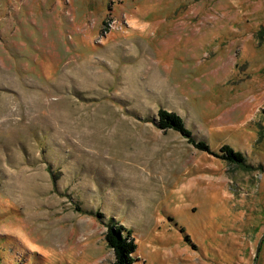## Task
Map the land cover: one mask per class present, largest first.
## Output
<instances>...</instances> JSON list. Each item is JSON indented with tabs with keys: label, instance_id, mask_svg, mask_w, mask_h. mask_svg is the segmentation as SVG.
<instances>
[{
	"label": "rangeland",
	"instance_id": "374dc122",
	"mask_svg": "<svg viewBox=\"0 0 264 264\" xmlns=\"http://www.w3.org/2000/svg\"><path fill=\"white\" fill-rule=\"evenodd\" d=\"M264 0H0V264H264ZM163 109L238 169L156 126Z\"/></svg>",
	"mask_w": 264,
	"mask_h": 264
},
{
	"label": "trees",
	"instance_id": "16d2710c",
	"mask_svg": "<svg viewBox=\"0 0 264 264\" xmlns=\"http://www.w3.org/2000/svg\"><path fill=\"white\" fill-rule=\"evenodd\" d=\"M262 38H264V29L257 31L255 34V39L257 41H260ZM156 126L162 131L172 130L179 133L185 137L187 142L195 149L201 152H206L238 169H246L248 167L243 156L240 153L233 151L229 146H222L218 153L211 152L204 142L197 141L192 137L191 133L185 128L181 118L175 113L159 109L157 111ZM105 241L114 255L112 264L134 263L133 254L136 246L129 231L121 226L108 225L105 233Z\"/></svg>",
	"mask_w": 264,
	"mask_h": 264
}]
</instances>
